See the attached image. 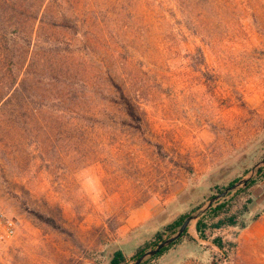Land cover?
<instances>
[{"label": "rangeland", "instance_id": "374dc122", "mask_svg": "<svg viewBox=\"0 0 264 264\" xmlns=\"http://www.w3.org/2000/svg\"><path fill=\"white\" fill-rule=\"evenodd\" d=\"M262 159L264 0H0V264H131ZM253 179L147 264H264Z\"/></svg>", "mask_w": 264, "mask_h": 264}, {"label": "trees", "instance_id": "16d2710c", "mask_svg": "<svg viewBox=\"0 0 264 264\" xmlns=\"http://www.w3.org/2000/svg\"><path fill=\"white\" fill-rule=\"evenodd\" d=\"M255 181H256V179L251 180L247 186L252 185ZM231 184H233V183H231ZM217 192L218 193L222 192V189H219ZM244 207L245 208L243 209V211L239 210V211L231 213L230 212V210H231L230 201L223 199L222 201H217L216 203H214L208 209V211L205 214L206 215L210 214L212 218H218L217 221H215V223L212 225L214 228H222V227H226V226H239L241 228H245L247 226V223L242 221V219H240V216L243 215V213H248L250 211V209H248L247 205H245ZM187 216H188V214H183L178 219H176L175 221L168 224L163 229V231H158L155 234L154 239L157 241H159V239H161V241H162L163 234L170 233V232L172 235L175 234ZM207 228H208L207 223L204 221L203 218H200L198 220V222L196 223V231L200 237H202V238L207 237V235H206ZM187 234H188V229L185 230V232L181 235V237H179L176 241L171 243L169 246L161 249L156 255L151 257V259H149V260H153L156 257L163 255L172 246H174L180 240H182L185 236H187ZM215 242L219 247H223V243L220 239L215 241ZM157 244L158 243H156V245ZM146 247L147 248L149 247V243H146L144 246L139 247V249L136 253V257H138L142 253H144ZM147 260L143 261V263H141V264H147L149 262V261L147 262ZM126 261H127V257L125 255L124 251L122 249H117L113 253V256H112L109 264H126Z\"/></svg>", "mask_w": 264, "mask_h": 264}, {"label": "water", "instance_id": "95a60500", "mask_svg": "<svg viewBox=\"0 0 264 264\" xmlns=\"http://www.w3.org/2000/svg\"><path fill=\"white\" fill-rule=\"evenodd\" d=\"M264 166V159L258 161L239 181L227 186L222 192L210 197L205 204L196 213L188 215L178 231L172 236L160 241L154 248H151L140 256H138L135 261L131 264H141L147 258L156 255L161 249L169 246L171 243L176 241L181 235L189 228L191 224L196 223L202 214H204L214 203L220 201L221 199H228V194L236 189L245 187L248 183L256 176L258 171Z\"/></svg>", "mask_w": 264, "mask_h": 264}, {"label": "built area", "instance_id": "2783aa9c", "mask_svg": "<svg viewBox=\"0 0 264 264\" xmlns=\"http://www.w3.org/2000/svg\"><path fill=\"white\" fill-rule=\"evenodd\" d=\"M16 232V222L0 209V247Z\"/></svg>", "mask_w": 264, "mask_h": 264}]
</instances>
